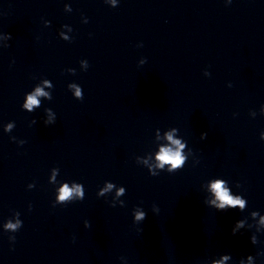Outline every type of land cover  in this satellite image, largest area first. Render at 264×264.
<instances>
[{"label":"clouds","instance_id":"obj_1","mask_svg":"<svg viewBox=\"0 0 264 264\" xmlns=\"http://www.w3.org/2000/svg\"><path fill=\"white\" fill-rule=\"evenodd\" d=\"M231 0H228V3H230ZM112 5L113 7H116V0H112ZM65 9L69 12L72 11L71 7L69 5H65ZM50 24V22L48 21ZM85 23H87V19L85 20ZM62 27H69V25H63ZM69 30H72L70 28ZM63 35L62 32H59V36ZM7 38L10 40L11 34H7ZM68 38L65 37V40ZM8 47V45L6 46ZM83 63L87 64L88 67V62L87 61H82ZM146 61L143 59L141 60V64H144ZM71 74H75V69H68L67 70ZM207 75V74H206ZM45 84L49 83L48 79L44 80ZM50 87L53 88V85L51 84ZM69 88H75V99L77 100H83V93H82V88L81 86L77 87L76 84H69ZM231 87V85H229ZM45 97L47 100L52 99V94L51 93H46L44 92L43 88L41 87H36L34 91H30L26 93V102L24 101L22 104V109H27V112L31 113L34 111V106L40 107V100L39 97ZM261 112L264 113V105L261 106ZM45 112L52 114L54 113L50 108L45 109ZM254 112V111H253ZM56 116L52 117L50 115V118L48 120L44 121V124L47 125H52L55 123ZM32 124H35L36 121L33 120L31 122ZM15 127L14 122H9L7 123V126L5 128L6 133H10L13 128ZM177 128H173L172 132L166 134V139L170 142V145L168 146H162L159 149V152L156 154L155 159L157 161L155 168L160 169L161 171L166 170L169 174L175 173L183 169L185 166L188 157L191 156L192 150L188 149L187 154L183 152L185 147H187V142L183 141L181 139H174L173 138V133L177 132ZM207 136V133H201V139H205ZM13 140H15V137H12ZM260 139L264 140V132H261L260 134ZM20 145H23L25 141L20 140L18 141ZM139 157H136V160H139ZM146 162V161H145ZM198 163V161H196ZM166 165H169V167L165 168ZM58 171V169H57ZM148 172L151 176H157L159 175L160 171H155L153 170L152 167H149ZM106 187L103 189H99L97 192L98 197H104V193L112 190L115 187V184L112 182H105ZM83 185L78 183L74 184L72 188L68 186L67 183H64L63 186L59 189V196L57 199H55L53 203V207H55L57 204H67L63 203L68 201L72 196L73 193H76L80 199H84V187ZM35 187L34 184H29L28 188H33ZM209 191L211 193V197L206 195L204 199V204L210 208L215 209L216 211H227L229 209H238L240 212H244L246 207H247V200L242 196L241 194H233L231 188L229 187L228 181H226L223 178H214L211 181H209ZM239 187V185H237ZM126 194V189L125 187H120L117 190V196L120 195H125ZM111 207H116L117 203L111 201L110 204ZM119 206L124 207L125 202L120 201ZM29 210H31V205H29ZM152 211L154 213L159 212V208L153 205ZM15 215L18 217L20 215L19 212H15ZM251 218L259 217V222L258 224H249L248 223V218H243L239 219L236 221L235 225L232 228V234L236 235L238 232H240L241 229H244L247 227L248 229H255V232L250 237V242L252 245H257L260 243L257 238V233H260L262 230H264V215H261L258 211H252L250 214ZM146 212L140 208L136 207L134 208L133 211V223L135 225L141 224L145 219H146ZM89 222L85 221V227H89ZM22 227V221L20 219H17L15 223L9 221L6 225L5 228L6 230H11V232L15 233L17 232L20 228ZM137 231H142V229L137 228ZM10 241H15V236H9ZM256 256H264V251L257 252ZM124 260V258H121ZM255 257L253 255H248L246 258H241L239 260V264H255ZM232 260L231 254H222L219 256V258H213L211 260H204L201 262V264H228L229 261ZM126 264V262H125Z\"/></svg>","mask_w":264,"mask_h":264}]
</instances>
